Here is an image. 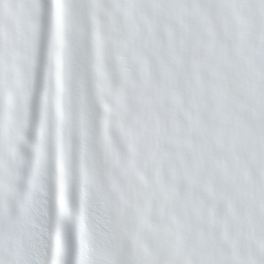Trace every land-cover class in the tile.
I'll return each instance as SVG.
<instances>
[{
	"label": "snow or ice",
	"instance_id": "6c2138e0",
	"mask_svg": "<svg viewBox=\"0 0 264 264\" xmlns=\"http://www.w3.org/2000/svg\"><path fill=\"white\" fill-rule=\"evenodd\" d=\"M0 264H264V0H0Z\"/></svg>",
	"mask_w": 264,
	"mask_h": 264
}]
</instances>
